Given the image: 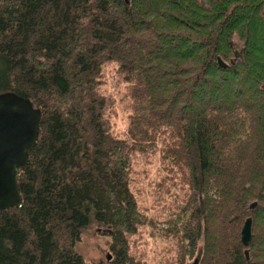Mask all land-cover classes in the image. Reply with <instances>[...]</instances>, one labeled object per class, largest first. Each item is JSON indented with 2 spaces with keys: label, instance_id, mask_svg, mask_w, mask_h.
Returning a JSON list of instances; mask_svg holds the SVG:
<instances>
[{
  "label": "trees",
  "instance_id": "1",
  "mask_svg": "<svg viewBox=\"0 0 264 264\" xmlns=\"http://www.w3.org/2000/svg\"><path fill=\"white\" fill-rule=\"evenodd\" d=\"M232 1L0 0V93L41 110L0 264H88L93 224L105 264H264V0Z\"/></svg>",
  "mask_w": 264,
  "mask_h": 264
},
{
  "label": "water",
  "instance_id": "2",
  "mask_svg": "<svg viewBox=\"0 0 264 264\" xmlns=\"http://www.w3.org/2000/svg\"><path fill=\"white\" fill-rule=\"evenodd\" d=\"M234 55L237 57V52ZM218 64L227 66L219 58ZM40 120L41 110L34 107L29 98L11 91L0 93V210L18 207L22 202L18 171L30 159L39 135ZM255 205V202L251 204L250 209ZM250 240L251 218L248 217L241 229V242L247 246ZM245 256H248L247 250Z\"/></svg>",
  "mask_w": 264,
  "mask_h": 264
},
{
  "label": "rangeland",
  "instance_id": "3",
  "mask_svg": "<svg viewBox=\"0 0 264 264\" xmlns=\"http://www.w3.org/2000/svg\"><path fill=\"white\" fill-rule=\"evenodd\" d=\"M111 71L108 73L107 81L104 80L105 85L101 86V92L105 95H107L111 107L113 106V112H115V104L116 99L115 94H117V91L119 92V88L117 86V79L115 77V70L108 66ZM113 83L115 87L113 86ZM121 90H124V87L121 88ZM123 110H120L118 112L117 116L115 117V114L113 113V116L111 117V122L113 126V130L115 132V125L118 128H123L125 125L124 122V115ZM153 171V172H152ZM151 171V175L154 174V170ZM146 242L144 243L143 240H140L139 238L136 240L137 247L135 250L137 251L140 256H149L151 258V254L153 251V237L151 234H145ZM111 238L108 236L106 229L96 226L95 224L91 225L88 229L83 231L80 241L76 244L75 250L77 253H79L83 259L88 264H105L107 262V257L109 254V245H110ZM134 250V252H135ZM143 252L145 254H143ZM147 254V255H146ZM193 260H187L185 264H193Z\"/></svg>",
  "mask_w": 264,
  "mask_h": 264
},
{
  "label": "flooded vegetation",
  "instance_id": "4",
  "mask_svg": "<svg viewBox=\"0 0 264 264\" xmlns=\"http://www.w3.org/2000/svg\"><path fill=\"white\" fill-rule=\"evenodd\" d=\"M215 1H218V0H215ZM227 1H230V0H227ZM256 1H263V0H256ZM232 2L234 3V5H237V4H239L240 0H233ZM257 4H258V2H257ZM230 11H231V9H230ZM261 14H262V16H264V11H262Z\"/></svg>",
  "mask_w": 264,
  "mask_h": 264
}]
</instances>
